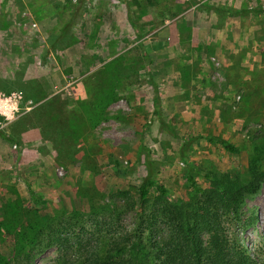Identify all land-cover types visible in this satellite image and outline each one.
<instances>
[{
    "label": "rangeland",
    "instance_id": "obj_1",
    "mask_svg": "<svg viewBox=\"0 0 264 264\" xmlns=\"http://www.w3.org/2000/svg\"><path fill=\"white\" fill-rule=\"evenodd\" d=\"M2 87L20 95L23 129H0V218L38 212L86 247L147 220L146 176L185 200L191 166L203 190L205 174L259 178L240 226L224 224L264 258V0H0ZM12 242L0 239L7 260ZM58 256L42 248L32 264Z\"/></svg>",
    "mask_w": 264,
    "mask_h": 264
},
{
    "label": "trees",
    "instance_id": "obj_2",
    "mask_svg": "<svg viewBox=\"0 0 264 264\" xmlns=\"http://www.w3.org/2000/svg\"><path fill=\"white\" fill-rule=\"evenodd\" d=\"M240 13L245 11L236 14ZM216 142L228 152H237L225 141ZM198 174L188 167L185 200H172L165 187L150 176L144 177L137 188V205L145 207L152 191L158 195L147 220L140 215L131 233L103 236L91 232L86 247L78 234L73 237L63 232L70 229L68 223L54 224L50 217L23 209L11 219L2 216L0 239L10 235L13 242L11 260L0 255V264H32L35 253L47 247L58 252L53 264H264V258L250 257L224 224L227 220L234 229L240 226L241 206L247 196L256 193L259 178L242 186L226 177L205 174L212 187L203 190L195 179ZM32 200L36 201L34 197Z\"/></svg>",
    "mask_w": 264,
    "mask_h": 264
},
{
    "label": "crops",
    "instance_id": "obj_3",
    "mask_svg": "<svg viewBox=\"0 0 264 264\" xmlns=\"http://www.w3.org/2000/svg\"><path fill=\"white\" fill-rule=\"evenodd\" d=\"M202 22L203 21H200V20L194 21L195 25H194V27L191 28V31H193V32L198 31V29L196 27L200 28L203 25ZM167 28H169L167 25H162L160 30H158V33H157L158 40L163 46L168 45L167 44L168 39L165 37H168V34L170 33V28H169V30ZM2 91H3V93H6L5 91H7V89L5 87H2V88H0V92H2ZM8 92H10V91L8 90ZM0 129H23L21 119L16 117V119H14L12 121H6L3 119V117H0Z\"/></svg>",
    "mask_w": 264,
    "mask_h": 264
},
{
    "label": "clouds",
    "instance_id": "obj_4",
    "mask_svg": "<svg viewBox=\"0 0 264 264\" xmlns=\"http://www.w3.org/2000/svg\"><path fill=\"white\" fill-rule=\"evenodd\" d=\"M19 95V94H14ZM17 111L16 100L11 98L0 99V117H3L6 121H12L15 119V113Z\"/></svg>",
    "mask_w": 264,
    "mask_h": 264
},
{
    "label": "built area",
    "instance_id": "obj_5",
    "mask_svg": "<svg viewBox=\"0 0 264 264\" xmlns=\"http://www.w3.org/2000/svg\"><path fill=\"white\" fill-rule=\"evenodd\" d=\"M14 94L15 93L7 95V96L0 95V99L11 98V99L16 100V103H17L21 99V97H20V95H14Z\"/></svg>",
    "mask_w": 264,
    "mask_h": 264
}]
</instances>
